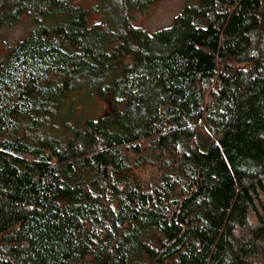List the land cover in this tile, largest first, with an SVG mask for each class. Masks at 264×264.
Instances as JSON below:
<instances>
[{"label": "trees", "instance_id": "1", "mask_svg": "<svg viewBox=\"0 0 264 264\" xmlns=\"http://www.w3.org/2000/svg\"><path fill=\"white\" fill-rule=\"evenodd\" d=\"M153 1L0 0V264H264V0ZM78 90L110 110L63 130Z\"/></svg>", "mask_w": 264, "mask_h": 264}, {"label": "rangeland", "instance_id": "2", "mask_svg": "<svg viewBox=\"0 0 264 264\" xmlns=\"http://www.w3.org/2000/svg\"><path fill=\"white\" fill-rule=\"evenodd\" d=\"M71 1L81 5L89 12L90 25L100 23L106 11H110L112 14L118 12L116 9L111 10L114 6V0ZM193 2L195 0H154L146 8L134 11L133 23L145 28L149 33H153L171 25L183 8ZM96 7L99 8L98 11L94 10ZM31 26V17L24 15L18 23L0 31V59L8 54L15 43L29 33ZM110 105L109 94L100 96L97 93L91 94L86 90H78L64 98L60 116L56 118V123L62 125L64 130L65 122L74 126L79 119L101 117L109 112Z\"/></svg>", "mask_w": 264, "mask_h": 264}]
</instances>
